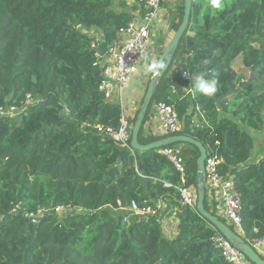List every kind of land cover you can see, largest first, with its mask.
<instances>
[{"label":"trees","instance_id":"trees-1","mask_svg":"<svg viewBox=\"0 0 264 264\" xmlns=\"http://www.w3.org/2000/svg\"><path fill=\"white\" fill-rule=\"evenodd\" d=\"M22 1L0 0V109H19L0 116V264H226L211 241L217 231L195 209L178 204L173 187L179 177L160 149L122 148L95 128L120 125L121 107L99 91L97 63L132 21L136 0L117 7L113 0ZM208 3L192 0L174 55L180 65L171 79L172 63L160 78L137 140L162 139L144 135L143 125L156 103L172 98L178 135L215 153L221 174L233 179L241 200L238 235L250 244L264 236V148L251 160V133L264 132V0H224L221 10ZM178 5L175 30L183 0ZM237 58L241 71L232 69ZM204 60L210 64L203 66ZM201 71L218 80L213 97L234 93L219 106L211 97L186 96L192 85L182 75L195 79ZM197 107L200 126L193 127ZM193 148L185 164L196 196ZM131 202L163 208L126 225ZM208 204L205 194V210L224 223ZM171 218L177 225L169 239L162 227Z\"/></svg>","mask_w":264,"mask_h":264},{"label":"built area","instance_id":"built-area-1","mask_svg":"<svg viewBox=\"0 0 264 264\" xmlns=\"http://www.w3.org/2000/svg\"><path fill=\"white\" fill-rule=\"evenodd\" d=\"M171 0H136L138 10L135 12L131 22L117 33L116 39L109 45L105 55L100 58L97 65L101 68V83L99 91L108 101L114 100V95L122 92L123 88L131 77L135 74L138 63L143 59L150 42L152 41V27L155 20L158 19L161 5ZM97 48L96 44L92 45ZM188 73L182 75L184 81L190 82ZM176 91L172 90V94ZM119 102V101H118ZM30 103V97L27 96L26 104ZM18 108L9 107L8 109H0V116H13ZM155 125L153 133L161 138L177 136L180 131V123L178 121L175 110V102L172 98L168 102H159L153 106ZM120 125L117 130L96 126L98 133L105 135L116 145L122 148L130 147L131 127L130 123L121 114ZM193 127H199V118L194 116L191 120ZM159 153L170 163L175 173L179 177L178 185L173 188L178 193V204L182 207H190L195 209L196 196L194 189L188 184V176L186 164L178 149L167 146L161 148ZM220 159L215 153H207L204 162V188L207 199L213 202L219 209L221 218L227 220L235 232L242 234L241 229V200L235 183L232 178H225L220 170ZM163 187H172L171 184L163 183ZM163 207L157 205L156 210ZM69 209L67 207H58L56 212ZM127 214L123 216L122 222L129 225L132 218L139 221L145 217L154 216L156 210L152 208H139L135 202H131L126 209ZM212 243L218 249L222 259L226 264H252L240 251L234 248L223 236L218 232L211 238ZM253 250L260 256L264 257V236L254 239L249 244Z\"/></svg>","mask_w":264,"mask_h":264},{"label":"water","instance_id":"water-1","mask_svg":"<svg viewBox=\"0 0 264 264\" xmlns=\"http://www.w3.org/2000/svg\"><path fill=\"white\" fill-rule=\"evenodd\" d=\"M183 17L182 21L176 30L174 36L168 43V45L162 51V54L158 58L155 65H160L163 62L164 66L160 69V67H154L153 73L154 75L150 79L148 84L146 93L143 97L141 106L139 108V112L137 114L135 123L131 129V140H130V147L132 151L137 152H144L149 150H159L161 148L172 146L174 144L183 143L188 144L195 147L198 151V157L195 161L196 165V204L195 210L197 214L204 218L210 226L214 228L221 236H223L234 248L240 251L252 264H264V260L253 250V248L249 244H245L242 238L236 234L227 224L218 220L217 217L213 216L209 212H207L204 208V199H205V188H204V162L206 159L207 151L202 146L201 143L194 141L193 139L186 137V136H171L165 137L155 142H152L147 145H140L138 143V133L142 122L144 120L147 108L150 104L153 92L155 87L158 85L159 79L162 77L174 55L176 54L177 47L179 42L183 36V34L187 31L189 17L191 13L192 7V0H183ZM113 32L115 29L107 28ZM99 50V49H98ZM103 52H101L102 56ZM258 78L257 76L253 75L252 73L249 74V79ZM234 92L229 91L226 95L221 96L219 98L211 97L213 102L216 106H219L223 99L230 97Z\"/></svg>","mask_w":264,"mask_h":264},{"label":"crops","instance_id":"crops-1","mask_svg":"<svg viewBox=\"0 0 264 264\" xmlns=\"http://www.w3.org/2000/svg\"><path fill=\"white\" fill-rule=\"evenodd\" d=\"M178 4H179V0H171V1L164 2L161 5L159 17L153 23L152 41L150 42V45L147 51L145 52L143 59L138 63L135 74L127 82V84L123 88L120 95L118 94L114 95V100H116L117 104L121 107L122 113L124 114V116L126 117L129 123H131V121L133 120L137 109L140 108L143 97L146 93L148 84L150 82V79L154 75L153 65L156 64L158 58L162 54V51L168 45V43L170 42V40L172 39V37L174 36L176 32L175 26L179 24V13L177 10V7L179 6ZM122 9L128 10V8L126 7H123ZM203 11H205V9ZM132 14H134V12H132ZM188 35H192V34L188 32ZM102 57H103L102 61H105L104 54H102ZM237 59L238 61H240L239 58ZM164 63L165 62L162 63L163 66H164ZM171 63H172V67L169 73L170 79H171V74L175 73L177 71L178 66L180 65L179 56L177 57L176 60H174V57H173L170 64ZM161 68L162 67H160V69ZM232 69H234L233 65H232ZM247 75L249 76V73ZM193 82H194V79L192 78L190 84L192 85ZM197 94L198 92L195 91L193 86H191L185 92V95L191 97V99L197 96ZM198 110L199 108L197 107V112H195V115L197 114L198 116H201V114L199 113L200 111ZM154 118L155 116H154L153 107H152L143 125L144 135L152 134L153 126L155 125ZM263 135H264V132H263ZM252 136L254 137L253 133H252ZM179 150H181L185 154H188L189 156L195 155V152L193 150H190L189 148H180ZM261 156L262 155H260L257 158L251 157V160L254 159L257 161ZM208 202H209L208 205H209L210 211L216 212V214L221 217L219 209H217L215 204L210 201ZM171 220H172V223L169 222L170 223L169 227H165V228L164 226L162 227L164 235L169 239L175 235V228L177 225V222L174 220V218H171ZM169 223L167 222L166 224H169Z\"/></svg>","mask_w":264,"mask_h":264},{"label":"clouds","instance_id":"clouds-1","mask_svg":"<svg viewBox=\"0 0 264 264\" xmlns=\"http://www.w3.org/2000/svg\"><path fill=\"white\" fill-rule=\"evenodd\" d=\"M211 10H221L225 7L224 0H209V3L207 5ZM210 64L209 60L202 61L203 66H207ZM154 67H163L162 64L160 65H153ZM191 80L192 77L188 76ZM191 82V81H190ZM188 82V83H190ZM218 80L215 76V74L209 73V71H201L198 74L195 75V79L193 82V87L196 92H198L200 95L205 97H212L217 93L218 90ZM131 127V125H130ZM131 140V139H130Z\"/></svg>","mask_w":264,"mask_h":264},{"label":"rangeland","instance_id":"rangeland-1","mask_svg":"<svg viewBox=\"0 0 264 264\" xmlns=\"http://www.w3.org/2000/svg\"><path fill=\"white\" fill-rule=\"evenodd\" d=\"M20 2H21V5L22 6H24V3H25V1H22V0H20ZM113 2H114V5H115V7H117V5H119L120 3V0H113ZM263 35H264V33H263ZM92 36H95V37H97V33H94ZM236 61V62H235ZM234 62H233V70H235V71H241V66H240V61H238V59H236ZM244 76H247V73H244ZM192 86H193V84H192ZM196 98H204V99H207L208 97H205V96H202V95H200L199 93L197 94V96H195L194 98H192V99H196ZM131 124V123H130ZM152 134H154L153 132H152ZM152 134H150V135H152ZM252 134V133H251ZM253 135H254V147H253V151H252V157H254V158H257V157H259L262 153H261V150L264 148V135H263V132H258V133H253ZM153 136H156V135H153ZM156 137H159V136H156ZM172 147L174 148V149H180V148H189L190 150H193L195 153H196V150L193 148V147H191V146H189L188 144H183V143H178V144H174V145H172ZM180 151V153H181V156L183 157V159H184V161L186 162V161H188L190 158H192V157H194V155L193 156H189L188 154H185L184 152H182L181 150H179ZM254 160V159H253ZM174 216V215H173ZM224 221V223L225 224H227L233 231L235 230V228H233V226L227 221V220H223ZM164 223H163V226H164V228L165 227H169V225H170V223H172V220L171 219H168V220H164L163 221ZM169 223V224H166V223ZM168 232V231H167ZM235 232V231H234ZM237 234V233H236ZM260 257H261V259H263L264 260V257L262 256V255H260Z\"/></svg>","mask_w":264,"mask_h":264}]
</instances>
